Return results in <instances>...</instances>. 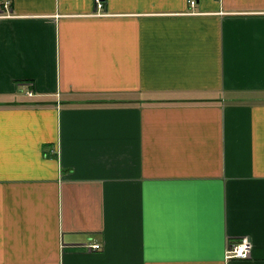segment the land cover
I'll return each instance as SVG.
<instances>
[{
  "label": "crops",
  "instance_id": "obj_1",
  "mask_svg": "<svg viewBox=\"0 0 264 264\" xmlns=\"http://www.w3.org/2000/svg\"><path fill=\"white\" fill-rule=\"evenodd\" d=\"M191 1L0 0V264H264V0Z\"/></svg>",
  "mask_w": 264,
  "mask_h": 264
},
{
  "label": "built area",
  "instance_id": "obj_2",
  "mask_svg": "<svg viewBox=\"0 0 264 264\" xmlns=\"http://www.w3.org/2000/svg\"><path fill=\"white\" fill-rule=\"evenodd\" d=\"M98 7H102L101 0H95ZM191 3H194V0L191 1ZM4 7L7 6L5 3L3 5ZM100 248V245L97 243L88 245V249L97 250ZM250 254V245L247 242V240H241L240 242H231L227 246L226 249V257L227 258H240V259H246L249 257Z\"/></svg>",
  "mask_w": 264,
  "mask_h": 264
},
{
  "label": "rangeland",
  "instance_id": "obj_3",
  "mask_svg": "<svg viewBox=\"0 0 264 264\" xmlns=\"http://www.w3.org/2000/svg\"><path fill=\"white\" fill-rule=\"evenodd\" d=\"M144 98H147V97H149V96H143ZM259 99H264V94L263 95H260V98ZM241 241V240H240ZM240 241H237V242H240ZM250 249H251V247H250Z\"/></svg>",
  "mask_w": 264,
  "mask_h": 264
}]
</instances>
